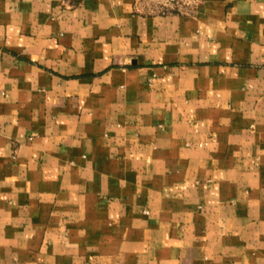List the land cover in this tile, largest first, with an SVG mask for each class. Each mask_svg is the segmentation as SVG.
<instances>
[{
  "label": "crops",
  "instance_id": "crops-1",
  "mask_svg": "<svg viewBox=\"0 0 264 264\" xmlns=\"http://www.w3.org/2000/svg\"><path fill=\"white\" fill-rule=\"evenodd\" d=\"M0 264H264V0H0Z\"/></svg>",
  "mask_w": 264,
  "mask_h": 264
},
{
  "label": "rangeland",
  "instance_id": "rangeland-1",
  "mask_svg": "<svg viewBox=\"0 0 264 264\" xmlns=\"http://www.w3.org/2000/svg\"><path fill=\"white\" fill-rule=\"evenodd\" d=\"M157 2H163L165 4H167L168 6H180V5H184L187 1L189 0H155Z\"/></svg>",
  "mask_w": 264,
  "mask_h": 264
}]
</instances>
